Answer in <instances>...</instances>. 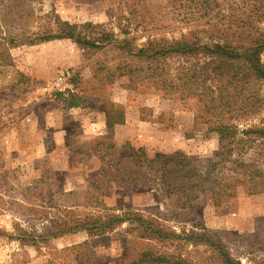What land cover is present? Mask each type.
Here are the masks:
<instances>
[{"label":"rangeland","instance_id":"1","mask_svg":"<svg viewBox=\"0 0 264 264\" xmlns=\"http://www.w3.org/2000/svg\"><path fill=\"white\" fill-rule=\"evenodd\" d=\"M15 4L0 0V264H116L123 255L155 244L137 238L128 222L100 236L86 230L66 233L40 247L23 246L13 238L20 228L40 229L46 218L71 203L77 215L105 208L146 215L157 208L166 212L164 223L176 232H211L242 264H264V192L240 189L219 205L203 197L171 212L153 190L113 184L96 191L90 185L103 181L102 164L109 165L99 142L110 134L104 116L111 103L125 110V122L112 133L118 147H143L149 157L177 150L207 157L217 149L218 134L196 120L201 103L195 97L163 94L123 74L128 64L147 68L149 60L136 54L150 39L171 41L195 32L209 42L204 20L183 24L167 0ZM58 18L82 25L93 37L108 33L111 40L100 48L83 47L70 38L30 42L40 29L55 28ZM20 33L30 38L18 45L6 42ZM261 58L264 62V50ZM62 73L67 77L57 87ZM70 94L77 96L79 106L68 105ZM262 120L264 108L240 126H258ZM87 188L100 198L83 193ZM70 191L82 193L71 196ZM163 244L158 247L188 256L193 264H218L204 243Z\"/></svg>","mask_w":264,"mask_h":264},{"label":"trees","instance_id":"2","mask_svg":"<svg viewBox=\"0 0 264 264\" xmlns=\"http://www.w3.org/2000/svg\"><path fill=\"white\" fill-rule=\"evenodd\" d=\"M10 1L16 2L14 8L28 2ZM143 1L146 0H133V3ZM167 1L183 24L204 20L210 41L202 42L201 37L193 35L195 32L171 41L150 39L136 54L149 60L147 68L128 64V71L123 74H129L130 80L140 79L144 86H153L163 94L180 92L182 97H195L201 103L196 120L208 123V129L218 134V147L207 157L182 150L149 157L143 147L136 148L129 143L118 147L112 141V133L116 125L125 122V110L111 103V107L105 109L110 134L106 141L99 142L105 145L101 152L109 165L102 164L103 181H92V189L100 191L113 184L130 187L133 191L150 189L166 202L171 212L203 197L219 205L236 196L240 189L249 194L264 192V120L258 126H240L241 120L256 116L264 108L261 58L264 0ZM55 22V28L33 33L30 42L70 38L83 47L100 48L111 40L107 39L108 33L93 37L80 29L82 25L59 18ZM27 38L30 37L20 33L5 39L9 45H18ZM67 103L71 107L80 104L74 94H70ZM127 161L128 166L122 167ZM82 192L89 193L95 200L101 195L94 193L93 196L89 188ZM82 192L70 191L68 195ZM74 204L46 218L40 229H18L13 238L23 246L40 247L66 233L86 230L90 236H100L128 222V229L135 231L137 238L155 244L123 255L116 264H193L188 256L158 247L159 244L164 247V242L182 240L208 245L215 252L218 264H242L211 232L181 230L178 233L171 229L164 223L166 212L157 208L150 210L147 216L130 208L122 212L105 208L77 215Z\"/></svg>","mask_w":264,"mask_h":264},{"label":"built area","instance_id":"3","mask_svg":"<svg viewBox=\"0 0 264 264\" xmlns=\"http://www.w3.org/2000/svg\"><path fill=\"white\" fill-rule=\"evenodd\" d=\"M66 77H67L66 73H65V74L62 73V74L58 77V80H57L56 86L59 87V86L62 84L63 80H64Z\"/></svg>","mask_w":264,"mask_h":264},{"label":"crops","instance_id":"4","mask_svg":"<svg viewBox=\"0 0 264 264\" xmlns=\"http://www.w3.org/2000/svg\"><path fill=\"white\" fill-rule=\"evenodd\" d=\"M104 118H105V116H104ZM105 124H106V121H105Z\"/></svg>","mask_w":264,"mask_h":264}]
</instances>
